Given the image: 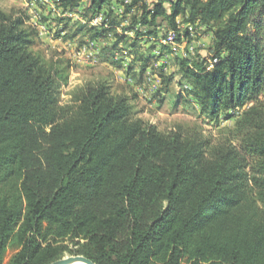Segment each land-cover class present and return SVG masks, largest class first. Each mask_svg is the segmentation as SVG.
<instances>
[{"label": "trees", "instance_id": "trees-1", "mask_svg": "<svg viewBox=\"0 0 264 264\" xmlns=\"http://www.w3.org/2000/svg\"><path fill=\"white\" fill-rule=\"evenodd\" d=\"M139 2L138 36L214 25L219 62L183 60L203 112L249 106L213 143L146 124L106 82L62 105L35 30L0 9V264L10 246L6 264H50L68 240L97 264H264V0Z\"/></svg>", "mask_w": 264, "mask_h": 264}, {"label": "rangeland", "instance_id": "rangeland-1", "mask_svg": "<svg viewBox=\"0 0 264 264\" xmlns=\"http://www.w3.org/2000/svg\"><path fill=\"white\" fill-rule=\"evenodd\" d=\"M100 1L0 0V9L35 30L33 51L60 73L56 82L60 104H71L74 92L87 83L106 82L115 96L129 98L136 117L159 131L199 134L213 143L222 140L249 104L212 118L202 111L183 65V60L204 62L211 69L219 62L213 49L214 25L179 16L177 30L160 21L157 37L138 36L147 29L142 24V2L129 6L132 0H105L97 10ZM171 31L180 36L176 45L166 41ZM62 243L66 249L58 259L83 255L78 252L80 244ZM14 251L10 246L4 264Z\"/></svg>", "mask_w": 264, "mask_h": 264}, {"label": "water", "instance_id": "water-1", "mask_svg": "<svg viewBox=\"0 0 264 264\" xmlns=\"http://www.w3.org/2000/svg\"><path fill=\"white\" fill-rule=\"evenodd\" d=\"M75 263L97 264L92 259H90L84 255L68 256V257L53 261L50 264H75Z\"/></svg>", "mask_w": 264, "mask_h": 264}, {"label": "built area", "instance_id": "built-area-1", "mask_svg": "<svg viewBox=\"0 0 264 264\" xmlns=\"http://www.w3.org/2000/svg\"><path fill=\"white\" fill-rule=\"evenodd\" d=\"M167 39L168 40L166 41H168L170 44L176 45V42H177L176 32L175 31L169 32Z\"/></svg>", "mask_w": 264, "mask_h": 264}, {"label": "bare ground", "instance_id": "bare-ground-1", "mask_svg": "<svg viewBox=\"0 0 264 264\" xmlns=\"http://www.w3.org/2000/svg\"><path fill=\"white\" fill-rule=\"evenodd\" d=\"M79 264H82V263H79Z\"/></svg>", "mask_w": 264, "mask_h": 264}]
</instances>
